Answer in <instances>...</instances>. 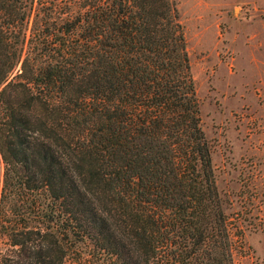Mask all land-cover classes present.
<instances>
[{"label":"trees","instance_id":"1","mask_svg":"<svg viewBox=\"0 0 264 264\" xmlns=\"http://www.w3.org/2000/svg\"><path fill=\"white\" fill-rule=\"evenodd\" d=\"M35 5L0 0V264H236L173 0Z\"/></svg>","mask_w":264,"mask_h":264},{"label":"rangeland","instance_id":"2","mask_svg":"<svg viewBox=\"0 0 264 264\" xmlns=\"http://www.w3.org/2000/svg\"><path fill=\"white\" fill-rule=\"evenodd\" d=\"M173 2L187 57L193 113L211 143L216 183L235 234V263L264 264V0ZM25 57L10 80L18 76L27 80ZM5 172L0 149V223ZM83 246V252H90V244ZM11 248L0 228V252ZM80 249L69 248V262Z\"/></svg>","mask_w":264,"mask_h":264}]
</instances>
